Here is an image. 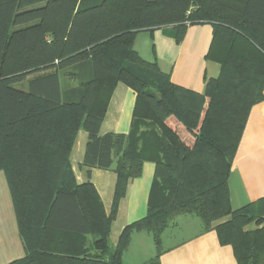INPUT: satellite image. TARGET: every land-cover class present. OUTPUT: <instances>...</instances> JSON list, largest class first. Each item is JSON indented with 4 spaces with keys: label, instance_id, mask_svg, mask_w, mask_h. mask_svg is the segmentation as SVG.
I'll use <instances>...</instances> for the list:
<instances>
[{
    "label": "trees",
    "instance_id": "trees-1",
    "mask_svg": "<svg viewBox=\"0 0 264 264\" xmlns=\"http://www.w3.org/2000/svg\"><path fill=\"white\" fill-rule=\"evenodd\" d=\"M196 23L212 24L206 58L220 65L203 93L172 83L133 49L142 29L170 26L179 43ZM119 82L135 92L129 132L101 135ZM263 91L264 0H0V171L25 250L6 264H123L139 231L155 246L142 264H160L162 233L183 214L212 227L237 264H264V199L233 210L227 184ZM79 129L82 184L69 162ZM144 162L155 164L146 215L111 246L118 201ZM92 168L117 175L108 216Z\"/></svg>",
    "mask_w": 264,
    "mask_h": 264
},
{
    "label": "crops",
    "instance_id": "crops-1",
    "mask_svg": "<svg viewBox=\"0 0 264 264\" xmlns=\"http://www.w3.org/2000/svg\"><path fill=\"white\" fill-rule=\"evenodd\" d=\"M212 30L211 23L191 24L187 27L182 41L177 43L170 26L142 29L135 35L133 49L142 60L156 63L163 73L169 75L172 83L203 93L206 80L216 77L219 72V64L206 58ZM134 103L135 92L123 83H117L109 98L99 134H127ZM86 141L87 133L79 129L69 152V162L77 184L87 180L85 168L81 167ZM154 172L155 164L144 162L140 176L129 179L125 195L119 199L115 217L109 226L108 240L111 246L117 244L126 225L146 215ZM0 174V179L3 178L6 182L4 173ZM90 181L108 216L117 181L116 173L112 169L92 168ZM227 184L233 210L264 199V91L263 100L253 105L249 111ZM256 226L255 223H250L245 229ZM260 226H264V215ZM170 235L165 231L162 233L163 252L160 255V264H237L231 246L221 244L212 227L203 230L200 226L189 235L173 241ZM88 237L90 240L94 238L92 235ZM169 240L172 242L164 244ZM24 254V245L6 182L0 192V264L21 258ZM154 254L152 235L147 231L133 232L129 245L122 254V263L142 264Z\"/></svg>",
    "mask_w": 264,
    "mask_h": 264
},
{
    "label": "rangeland",
    "instance_id": "rangeland-1",
    "mask_svg": "<svg viewBox=\"0 0 264 264\" xmlns=\"http://www.w3.org/2000/svg\"><path fill=\"white\" fill-rule=\"evenodd\" d=\"M219 70H220V65H219ZM216 77H214V78H216ZM28 78H30V76H28L26 79H28ZM209 79H211V78H209ZM25 83H26V81L24 82V84ZM0 173H2V172H0ZM5 184H6V182L4 181V179L1 178L0 179V192H1V188L3 186H5ZM219 221H221V219L215 221L214 223H217ZM200 226H201V221L196 215H194V214H183V215H179V216L173 218L170 226L167 227L165 232L168 233L169 235L171 234L170 236L173 237V239H171V240L173 241L175 239H180V238H183V237L189 235L190 233L199 229ZM172 241L169 240V241L165 242L164 244H166L168 242L170 243Z\"/></svg>",
    "mask_w": 264,
    "mask_h": 264
}]
</instances>
